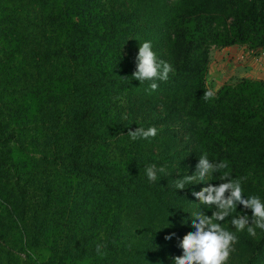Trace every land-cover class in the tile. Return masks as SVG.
<instances>
[{"label":"trees","instance_id":"1","mask_svg":"<svg viewBox=\"0 0 264 264\" xmlns=\"http://www.w3.org/2000/svg\"><path fill=\"white\" fill-rule=\"evenodd\" d=\"M144 41L173 68L156 90L131 77ZM245 45L264 49V0H0V264H174L214 210L173 183L205 152L264 200V81L203 98L211 47ZM237 235L227 264H264V231Z\"/></svg>","mask_w":264,"mask_h":264},{"label":"clouds","instance_id":"2","mask_svg":"<svg viewBox=\"0 0 264 264\" xmlns=\"http://www.w3.org/2000/svg\"><path fill=\"white\" fill-rule=\"evenodd\" d=\"M173 71L172 66L160 60L153 50L151 41H144L139 44L138 55L136 56V70L132 78L143 83L153 81L150 84L152 90L158 88L155 81H166L169 72ZM214 97V91L209 88L204 92L203 98L209 100ZM158 129L155 126L147 128L137 127L134 131L129 130L127 135L133 140L149 139L157 135ZM227 161L215 162L209 159L208 154L202 153L195 166L192 175H184L173 181L176 189H185V186L203 182L207 186L199 191H193L192 195L207 208L214 209L211 215L203 210L192 213L191 227L195 231L188 232L180 241L179 247L183 249L181 256L174 257V264H227L231 253L235 252V244L239 237L237 233L247 231L253 237L256 236V229L264 231V200L259 195H249L245 198L243 182L246 177L232 178L228 169ZM149 181H156L158 173L168 175L165 167L157 168L155 164L145 168ZM221 173L220 183L213 185L211 178L213 174ZM238 205L244 210H251V217L246 211L237 212ZM231 217V225L235 231H231L223 225L226 218ZM175 233L166 236L170 240ZM104 245L97 244L96 252L103 256Z\"/></svg>","mask_w":264,"mask_h":264},{"label":"rangeland","instance_id":"3","mask_svg":"<svg viewBox=\"0 0 264 264\" xmlns=\"http://www.w3.org/2000/svg\"><path fill=\"white\" fill-rule=\"evenodd\" d=\"M249 68L264 72V49H254L249 45L227 48L213 46L206 73L207 88L216 94L225 84H234L243 79ZM42 121L46 122L47 118L39 119L38 123Z\"/></svg>","mask_w":264,"mask_h":264},{"label":"crops","instance_id":"4","mask_svg":"<svg viewBox=\"0 0 264 264\" xmlns=\"http://www.w3.org/2000/svg\"><path fill=\"white\" fill-rule=\"evenodd\" d=\"M246 74L244 76V78H247V79H259V80H262L264 81V72L263 71H258V70H255V69H247L246 70Z\"/></svg>","mask_w":264,"mask_h":264}]
</instances>
